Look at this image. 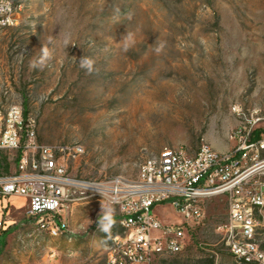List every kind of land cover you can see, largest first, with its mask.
<instances>
[{"label":"rangeland","instance_id":"rangeland-1","mask_svg":"<svg viewBox=\"0 0 264 264\" xmlns=\"http://www.w3.org/2000/svg\"><path fill=\"white\" fill-rule=\"evenodd\" d=\"M23 1L19 25L0 29V103L27 108L39 144L67 147L71 177L136 179L144 161L166 147L228 151L238 124L233 104L264 111V0ZM128 33L131 40L123 41ZM44 43L51 59L31 69ZM85 55L98 74L80 68ZM16 157L0 152V175L15 171ZM102 205L114 209L109 233L98 229ZM204 206L206 218L189 228L186 248L153 264H241L217 233L228 219L227 199ZM27 211L23 198L0 201L10 223L0 229V264H42L49 248L63 264H106L112 238L122 232L120 209L106 198L72 205L62 233L41 232ZM157 212L166 222L181 220L171 206ZM260 239L264 246V234Z\"/></svg>","mask_w":264,"mask_h":264},{"label":"built area","instance_id":"built-area-1","mask_svg":"<svg viewBox=\"0 0 264 264\" xmlns=\"http://www.w3.org/2000/svg\"><path fill=\"white\" fill-rule=\"evenodd\" d=\"M21 19L17 0H0V29L16 27ZM232 111L238 119L232 149L202 144L191 154L184 147H166L141 165L136 179L115 183V177L83 181L68 175L67 147L39 144L35 118L26 116L21 104L0 103V152L17 155L15 171L0 175V201L6 206L12 197L23 198L34 226L62 233L72 205L83 198H106L119 207L122 229L113 240L119 250L108 248L106 264H153L157 257L182 252L189 228L206 218V201L223 196L229 214L217 233L226 249L241 257V264H264V111L239 103ZM162 206H171L181 220L164 221L157 212ZM9 226L1 214L0 229ZM58 256L49 248L42 264H63Z\"/></svg>","mask_w":264,"mask_h":264},{"label":"clouds","instance_id":"clouds-1","mask_svg":"<svg viewBox=\"0 0 264 264\" xmlns=\"http://www.w3.org/2000/svg\"><path fill=\"white\" fill-rule=\"evenodd\" d=\"M51 37L48 38V42H51ZM131 40V34L128 33L123 41H130ZM65 46L70 44L69 39H65L64 41ZM156 43V42H155ZM130 47V44L125 43V48L124 50L127 51ZM164 47L163 44H157L155 51L160 52L162 48ZM52 52L47 46L46 43L43 44L42 48L39 50V55L33 56L30 61H29V67L31 69H43L46 66L47 61L51 59ZM73 59H75L73 57ZM79 66L81 69H83L86 74L88 75H93V74H98L100 69L96 66V61L93 57L85 55L82 56L79 59ZM102 215L98 218V229L104 233H109L111 228L115 224L114 220V209L111 208L110 206H103L102 205Z\"/></svg>","mask_w":264,"mask_h":264},{"label":"bare ground","instance_id":"bare-ground-1","mask_svg":"<svg viewBox=\"0 0 264 264\" xmlns=\"http://www.w3.org/2000/svg\"><path fill=\"white\" fill-rule=\"evenodd\" d=\"M17 7H21V12L23 13L24 9H25V2L23 0H17ZM156 157V155L148 158L147 160L144 161V163H146L147 161H153V159ZM115 183H125L124 179H120V178H115ZM65 222L66 221V216H65ZM68 225V224H67ZM37 228L41 231V232H48V226H37ZM68 229V228H67ZM64 232V231H63ZM51 233V232H48ZM55 233V232H54ZM113 240H117V234L115 236H113L112 238V242L110 247H112V250H119V242H113ZM237 259L240 260L241 262V257L239 256H235Z\"/></svg>","mask_w":264,"mask_h":264},{"label":"trees","instance_id":"trees-1","mask_svg":"<svg viewBox=\"0 0 264 264\" xmlns=\"http://www.w3.org/2000/svg\"><path fill=\"white\" fill-rule=\"evenodd\" d=\"M24 110H25V114H26V116H27V115H28V110H27V108H25ZM3 162H5V161H0V164L3 163ZM3 165H4V167H5L6 169L9 168V165H8L7 163H6V164L4 163ZM0 240H2V239H0ZM234 257H235V256H234ZM209 264H215V261L212 260V261H210Z\"/></svg>","mask_w":264,"mask_h":264}]
</instances>
